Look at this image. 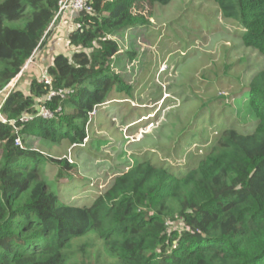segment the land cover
<instances>
[{"label":"trees","instance_id":"trees-1","mask_svg":"<svg viewBox=\"0 0 264 264\" xmlns=\"http://www.w3.org/2000/svg\"><path fill=\"white\" fill-rule=\"evenodd\" d=\"M59 1L0 0V91L46 48ZM205 1L239 27L242 46L261 61L241 73L231 65L232 78H222L228 71L214 78L240 86L211 99L206 113L203 106L189 112L170 144L157 148L177 167L136 164L79 207L62 201L64 191L73 196L69 186L54 193L40 179L45 158L20 139L81 148L108 94L130 93L111 68L119 52L112 37L145 23L129 18L126 0H91L93 12L73 20L71 56L57 54L44 78H26L24 90L0 98V264H264V0ZM42 107L51 119L38 115ZM193 142L205 145V154L181 168ZM217 168L226 170L221 180Z\"/></svg>","mask_w":264,"mask_h":264},{"label":"rangeland","instance_id":"rangeland-1","mask_svg":"<svg viewBox=\"0 0 264 264\" xmlns=\"http://www.w3.org/2000/svg\"><path fill=\"white\" fill-rule=\"evenodd\" d=\"M126 1L129 18L145 23L141 27L122 29L112 37L119 52L111 68L129 86L130 93L114 89L108 94L104 106L96 108L90 116L88 138L81 148L63 139L50 142L35 136L20 138L25 140L23 146L45 158L40 179L54 193L58 186H69L73 196L64 191L62 201L79 207L84 205L82 202H92L116 175L136 164L177 167L171 164L172 159L160 157L157 148L170 144V137L177 135L171 132L184 123L189 112L203 106L206 113L211 99L227 96L240 86L236 83L228 86L224 80L214 82V78L228 71L222 78L230 79L235 67L241 73L261 61L242 46L237 36L239 27L223 19L210 1L171 0L165 6L151 0ZM60 22L61 16L54 21L52 40L58 36ZM66 50L65 46L60 49L67 57L71 56L72 51ZM30 60L33 62L34 58ZM231 65L235 67L229 70ZM25 74L20 77L23 80L15 78L5 91L1 90L0 98L9 90H24ZM229 102L239 105L233 99ZM221 104L223 101L214 105L218 108L216 114ZM196 145L193 142L187 146L178 166L187 168L193 157L205 154V145L199 144L198 152ZM188 156L192 157L188 159ZM225 172L224 168H217V180ZM172 227L179 229L181 224Z\"/></svg>","mask_w":264,"mask_h":264},{"label":"crops","instance_id":"crops-1","mask_svg":"<svg viewBox=\"0 0 264 264\" xmlns=\"http://www.w3.org/2000/svg\"><path fill=\"white\" fill-rule=\"evenodd\" d=\"M75 17L76 15L70 12L65 13L64 15L61 16V22L59 23L58 32L56 33V35L58 34L59 39H58V36H54L53 40L51 39L48 42V44L46 45V48L42 52L38 51L35 54V56H33L34 58L33 62H31V60H30L31 62L30 64H28L29 62H27L28 65L26 64L27 66L24 67L22 74L18 75L16 79H19L21 76H23L24 73H26L25 77L27 78L28 81L34 78L41 80L42 78H44L45 69L51 64L53 58L57 54L61 53L60 49L62 47L65 46V48H67L68 51L73 52V50L67 44L68 42L67 38H68V34L75 27L74 21H73ZM65 29H67L66 32H65ZM61 43H62V46L58 45Z\"/></svg>","mask_w":264,"mask_h":264},{"label":"built area","instance_id":"built-area-1","mask_svg":"<svg viewBox=\"0 0 264 264\" xmlns=\"http://www.w3.org/2000/svg\"><path fill=\"white\" fill-rule=\"evenodd\" d=\"M91 5H92L91 0H60L58 3V11L56 13L55 19L69 12L74 13L75 15L81 12L92 13L93 9ZM49 82L50 80L46 79V83L49 84ZM55 95H56L55 93H51L49 99ZM59 95L63 97L62 92H60ZM38 115H40L45 119L52 118V114L43 107L40 109ZM0 121L2 123H6V120L1 116V114H0ZM26 121H28V119L25 117L20 119V122H26ZM14 145L21 146V141L19 138L15 139Z\"/></svg>","mask_w":264,"mask_h":264}]
</instances>
